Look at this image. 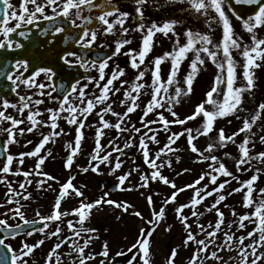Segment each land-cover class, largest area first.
I'll list each match as a JSON object with an SVG mask.
<instances>
[{"label":"snow or ice","instance_id":"obj_1","mask_svg":"<svg viewBox=\"0 0 264 264\" xmlns=\"http://www.w3.org/2000/svg\"><path fill=\"white\" fill-rule=\"evenodd\" d=\"M176 4L203 25L185 28L183 42L182 18H151ZM262 32L264 0H0V83L7 82L0 87V264H264ZM158 35L172 48L149 59ZM35 41L49 59L29 54ZM209 63L211 84L193 102ZM186 105L191 110L181 116ZM58 143L66 153L63 182L45 170L56 159L49 145ZM185 159L190 166L177 170ZM196 168L178 186L175 178ZM77 172L115 183L101 184L90 199L87 185L75 183ZM115 192H139L148 216L111 198ZM46 193L53 200L40 205ZM237 195L243 212L228 202ZM104 206L117 222L125 215L139 221L134 238L123 236L128 243L115 251L92 226L94 210ZM177 224L180 242L161 254L155 235L175 233Z\"/></svg>","mask_w":264,"mask_h":264},{"label":"rangeland","instance_id":"obj_2","mask_svg":"<svg viewBox=\"0 0 264 264\" xmlns=\"http://www.w3.org/2000/svg\"><path fill=\"white\" fill-rule=\"evenodd\" d=\"M124 5L130 7V5H127L126 3ZM182 8H187V5L186 4H176L174 7L166 8L162 12L152 13L151 18L156 20L158 23H162L166 16L175 17L178 19L182 18L184 20V24L177 26V32L181 33V41L183 42L184 41L183 31L185 28H187V27L203 28V25H202V22L195 20L189 13H187V12L181 13L180 9H182ZM233 23H234L237 31H241L239 22L235 21V18H233ZM261 34L264 35V32H262ZM217 35H219V32H217ZM138 39L139 38H137L136 42H134V44H135L134 47H137L138 42H139ZM171 48H172V42L167 40L166 38L158 35L157 36V45H156L153 53H151L149 59H151L153 56L161 55L164 51L171 50ZM236 58L238 60L240 59L238 54H236ZM125 61H126V58L121 56L119 59V62L121 63L122 66H124ZM169 67H170L169 64L162 65V69L165 73L168 71ZM182 68L186 71L187 62L182 66ZM214 73H215V68H214V66H212L209 63L207 69L202 71L200 76L197 79V82L195 84V95L192 97L193 102H198L200 99H202L203 93L208 90V88L211 84V80H212ZM257 74L259 77V88L257 90V98H260V97H264V70L258 71ZM129 75H131V70H129ZM190 110H191L190 105H186L183 108L178 109L181 116L188 114L190 112ZM220 124L226 125V121H221ZM236 125L238 126V122L234 121L232 125H228L227 127H228V129L230 128L229 131H232V130H235V127H237ZM91 134H92L91 132L88 133L89 136H91ZM90 144H91V141H89V145ZM62 147H63V145H62ZM86 155H87V153H86ZM86 161H87V156H86V159L83 160V162L81 161V163H82L81 166H86ZM46 163H47V166L52 167V164H51L52 162L50 160L47 161ZM182 166L188 167L190 165L187 162V160L185 159V161L182 165H176L177 170H179V168ZM127 167H128V165H125V170L127 169ZM46 171L57 175L61 181H63L65 178V174H63V173L61 174L60 170L53 171L50 169H46ZM195 172H197V174H198L199 168H196ZM79 174H82V173H79ZM166 174H168V173L166 172ZM92 178H93L94 182L97 184L100 183L104 179H109L112 183H115V178L111 177V176H107V175L96 176L95 174H93ZM173 178H175V177H173ZM194 178H195V176L189 177V178L183 179V180L185 183H189ZM175 179H176L178 186H182L185 184V183H182L181 180H179V178H175ZM78 180H79V178L76 179L77 185H79V183H81V180H80V182H77ZM262 181H264V180H262ZM82 183H84V182H82ZM87 189L93 190L94 188L88 187ZM98 190L99 189L97 187V191ZM169 191L170 190L167 188H163V187L161 188L162 193L169 192ZM91 192H95V191L93 190V191L88 192V193H90V195L95 196L94 193H91ZM99 193L101 194V192H99ZM188 196L189 195H187L186 193H183L179 197V200L181 202H186ZM111 198L117 199V200H126L129 203H132L133 205H135V207L138 210L142 211V213L145 216H148V214H149V211L146 207V202L141 197L139 192H123V193L116 192L115 194L112 195ZM156 199H157V204H159L160 197H157ZM52 200H53V194L52 193H46L40 199L39 204L40 205H49ZM239 201H240L239 195H237L234 199L232 198V203L236 207L239 205ZM73 203H75V202H73ZM37 206H38L37 204L32 205L33 208H35ZM65 207H67V205H65ZM44 210L47 211L46 208ZM114 215L115 214L112 213L111 210L107 208V206H104V210H102V211L94 210L92 226H95V227H98L101 229V240L108 239L111 243L113 250L115 251L118 247L123 246L124 244L128 243V241H125L123 239V236L127 235L129 237V240H132L134 238L135 234L137 233V225L139 224V221L135 218H131V217L125 215L124 219L122 221L117 222L114 219ZM168 215H169V222H172L173 213L171 210H169ZM105 227H108L111 229L110 234H104L103 233V229ZM154 240H155V245H156L157 249L159 250V252L161 254H167L169 247L175 246L176 244H178L180 242V226L178 224L176 225L175 233H165L163 231V228H161L157 232V234L155 235ZM50 243L51 242H49V244ZM99 243L100 242H97V248L99 247ZM49 244L44 246L45 250H47ZM186 255L187 254L182 255L181 259H183ZM159 259L160 258L157 257V260H159Z\"/></svg>","mask_w":264,"mask_h":264},{"label":"flooded vegetation","instance_id":"obj_3","mask_svg":"<svg viewBox=\"0 0 264 264\" xmlns=\"http://www.w3.org/2000/svg\"><path fill=\"white\" fill-rule=\"evenodd\" d=\"M12 3L17 4L18 3V0H12ZM25 43L27 44L28 42L25 41ZM59 46H63V45L61 44ZM29 54L32 55V56H34V57H36L38 60H47L51 56L50 53H48V52L45 51V47L44 46H41L38 41H35L34 43H32V44L29 45ZM40 79H43V76H41ZM6 85H7V82L6 81H3L2 83H0V87H6ZM11 150L15 153V152H17L19 150H26V149H23L22 146L19 147V148L17 146H12V149ZM32 163L33 162L30 161V164L27 165V166H29V167L32 166ZM32 215H33V213L32 212H29V216L31 217ZM36 238H38V237H36ZM33 239H35V238H33ZM30 242H32V241L30 240ZM17 243L18 242H13L14 245H16ZM37 255L38 256L40 255L39 251L37 252Z\"/></svg>","mask_w":264,"mask_h":264},{"label":"water","instance_id":"obj_4","mask_svg":"<svg viewBox=\"0 0 264 264\" xmlns=\"http://www.w3.org/2000/svg\"><path fill=\"white\" fill-rule=\"evenodd\" d=\"M247 7H248V6H237V9H238L240 12H246Z\"/></svg>","mask_w":264,"mask_h":264}]
</instances>
